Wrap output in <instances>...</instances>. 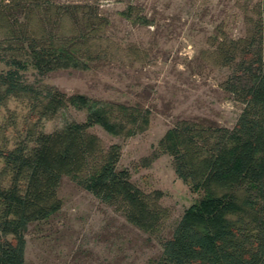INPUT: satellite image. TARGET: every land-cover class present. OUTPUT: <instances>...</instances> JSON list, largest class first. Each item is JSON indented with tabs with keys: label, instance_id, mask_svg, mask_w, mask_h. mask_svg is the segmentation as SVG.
<instances>
[{
	"label": "trees",
	"instance_id": "obj_1",
	"mask_svg": "<svg viewBox=\"0 0 264 264\" xmlns=\"http://www.w3.org/2000/svg\"><path fill=\"white\" fill-rule=\"evenodd\" d=\"M116 1L123 3L117 14L131 26H156L144 3ZM250 6L244 32L216 31L207 51L225 72L223 88L242 104L234 124L178 118L159 139L175 175L199 195L165 231L156 216L160 192L151 202L118 165L121 145L90 130L98 125L121 137L146 130L153 107L144 89L137 101H118L44 82L55 70L142 69L144 46L115 36V22L98 0H0V62L6 67L0 70V108L10 98L24 108V134L14 142L4 132L18 118L0 124V264H25L28 228L61 209L65 177L136 229L161 233L153 264H264V0ZM71 104L85 112L83 121L40 130L42 121Z\"/></svg>",
	"mask_w": 264,
	"mask_h": 264
},
{
	"label": "rangeland",
	"instance_id": "obj_2",
	"mask_svg": "<svg viewBox=\"0 0 264 264\" xmlns=\"http://www.w3.org/2000/svg\"><path fill=\"white\" fill-rule=\"evenodd\" d=\"M98 1L115 22V36L144 46V68L133 66L127 74L123 73L127 66L118 64L102 70H55L44 82L69 94L118 101H137L144 89L146 103L153 107L146 130L130 137L111 135L98 125L90 130L107 144L121 145L118 165L129 171L138 188L150 194L151 202L160 192L156 216L166 231L199 195L175 175L171 156L159 152V139L178 118L202 116L221 125L234 124L242 104L223 88L225 72L207 51H211L216 31L232 36L244 32V14L258 0H139L156 22V26L139 29L117 14L123 3ZM65 25L69 27V22ZM5 68L0 62V70ZM23 114L24 108L16 99L10 98L0 108V124L10 115L18 118L16 126L4 132L10 143L24 134ZM84 117L85 112L71 104L42 121L40 130L53 132ZM58 193L61 209L48 221L28 228L25 264H153L161 233L136 229L119 210L101 203L68 177Z\"/></svg>",
	"mask_w": 264,
	"mask_h": 264
}]
</instances>
